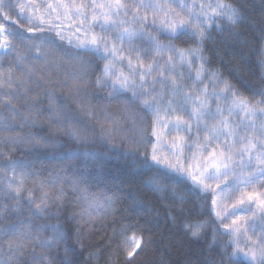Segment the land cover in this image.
Listing matches in <instances>:
<instances>
[{
    "label": "snow or ice",
    "instance_id": "6c2138e0",
    "mask_svg": "<svg viewBox=\"0 0 264 264\" xmlns=\"http://www.w3.org/2000/svg\"><path fill=\"white\" fill-rule=\"evenodd\" d=\"M261 5L0 0V264H148L140 212L201 243L199 264H264ZM227 42L259 70L243 91L216 64ZM114 153L138 165L130 202L99 187Z\"/></svg>",
    "mask_w": 264,
    "mask_h": 264
},
{
    "label": "trees",
    "instance_id": "16d2710c",
    "mask_svg": "<svg viewBox=\"0 0 264 264\" xmlns=\"http://www.w3.org/2000/svg\"><path fill=\"white\" fill-rule=\"evenodd\" d=\"M242 2H245V0H242ZM261 10V0H246L245 11L252 20H259ZM238 30L241 31L242 38H246L250 45L255 47L254 40L259 36V32L250 33L247 31V22L241 25ZM97 31H99L98 28ZM213 39L217 42V46H220L222 37L213 32ZM209 46L211 47V45ZM62 47L69 53L75 51V48L68 45L67 42H62ZM223 55L224 60H217V66L220 67L224 75L229 76L233 80V83L243 91V81L250 79L248 73H258L259 71L256 67L254 56L249 54L248 48H241L239 45H233L231 42L224 44ZM241 56H243V59H241ZM228 60H232L233 63L239 67L240 71H235L233 69V64L227 63ZM43 70L45 72L52 71L53 73L57 71V69L52 66L46 67ZM60 71H62V69ZM99 95L102 97L104 93L101 92ZM35 131L39 132L41 129L36 128ZM71 147L72 145H68V148ZM17 157L23 158L22 154L19 153ZM135 167H138V165H134V161L131 157H125L121 153H114L112 160L109 162L108 170H106L108 178L103 182H99V187L118 188L121 196L127 198L130 202L131 196L136 194L138 186V178L133 175ZM153 206L162 210V205L151 197L143 204L145 209ZM194 211H198V209H194ZM128 217L130 219H139L141 222L149 221L148 227L153 234V243L147 256L148 264H152V262L159 264L161 258L166 261V264H199V262L203 260L204 257L201 255L202 244L187 243L179 227L173 226L165 221L163 215L159 220L155 219L153 216H146L144 212H140L138 216L129 213ZM103 231H107L108 234L111 235L110 229L102 228L101 232ZM100 235V232L96 233L90 243L93 245L99 244L104 248L106 246V241L100 239ZM113 247H115V245H113ZM86 256L87 251L84 255H78L77 259L83 264ZM100 264H104L103 260L100 261ZM137 264H140V261H137Z\"/></svg>",
    "mask_w": 264,
    "mask_h": 264
}]
</instances>
